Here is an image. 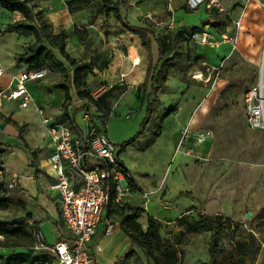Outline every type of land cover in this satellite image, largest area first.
Masks as SVG:
<instances>
[{"label": "rangeland", "instance_id": "obj_1", "mask_svg": "<svg viewBox=\"0 0 264 264\" xmlns=\"http://www.w3.org/2000/svg\"><path fill=\"white\" fill-rule=\"evenodd\" d=\"M67 1L36 0L35 5L37 11L45 12L53 31L64 30L69 34L67 50L70 54L79 61L91 60L95 72L86 78L88 86L82 89V96L77 93L78 88L73 83L71 71L70 75L64 72H49L44 79L35 83L32 91L36 89L43 92L42 86L37 84L48 80L53 83V88L56 83L66 82L72 98L71 114L73 116L77 113L76 120L83 127V112H91L93 120L99 114L101 116L106 113L110 118L107 125L102 120L100 122L105 133L107 129L110 138L115 142L120 157L126 162L134 178L139 183L143 180L155 182L153 187L160 185L153 196L158 207L165 213H176L191 205L195 210L188 213L190 220H197L199 212L211 215L220 213L230 217L232 223L223 232L219 243L218 264H234L237 261L255 264L259 250L253 252L248 249L252 243L249 232L254 231V238L259 245L262 235L256 230L261 231L264 228V134L250 129L246 124L243 98L245 92L254 86L261 76L264 78V44L261 50L251 47L250 42H245L241 47L238 41L234 49L233 44L222 42L224 33L237 34L239 29L235 27V23L233 32L231 26L219 30L207 26L205 20L208 18V10L205 3L192 7L189 0H128L126 8L121 6L122 14L132 24L147 29L154 46L152 60L147 51L142 54L141 62L136 66L140 67L139 72L144 73L143 70L150 62L153 66L157 63L156 36L185 34L184 38L177 41L176 46L183 54L181 59L190 65L171 70L167 85L159 92L158 97H155L150 95V91H144L141 85L143 79L139 73L127 74L128 70L121 69L122 63H130V53L126 52L121 56L118 48H113L108 37L115 33L116 37L122 38V35L127 36L128 33L118 31V22L111 17L113 14L103 15V18L107 17L105 21L101 19L103 0H95L83 11L88 17L90 13L91 17L96 18L93 26H90V19L83 23L75 20L78 17L68 12ZM220 2L224 8L221 13L228 12L234 20L240 19L242 22L249 3L250 6L256 3L260 15L264 16V0ZM50 4L53 6L49 7ZM51 7L56 12L54 22H51L48 15ZM194 8L198 9L192 12ZM12 15V12L0 7V55L8 62L12 61L13 52H21L25 45L36 40L34 35H29L32 37L27 39L28 35L4 31L14 18ZM208 27L213 31L215 39L220 41L218 46L215 43L203 44L193 37L196 32L194 29L209 32ZM187 50L195 51L202 57L188 59ZM132 53V59L138 58L134 51ZM139 54L141 55L140 52ZM11 71L16 72L15 67H12ZM197 74L201 77L198 78ZM5 81L6 78L0 79V83ZM116 85L125 89L116 92L114 97L109 99L108 110L99 111L87 94L91 95L100 89L105 92ZM52 97L56 98V92ZM153 102L154 112L150 116L147 107ZM61 105L59 114L66 119L63 116L65 107ZM85 105L89 106V110ZM32 110L21 113V117H27L31 121L30 124L24 120L12 121L8 123V127L14 130L15 135L18 134L22 141L26 138L29 140L24 144L29 148L28 160L33 167L39 169L40 157L45 154L39 149L33 151L31 148L49 147L45 136L42 135L44 127L40 128L41 119ZM159 130L160 136L156 135ZM136 135L137 140L122 150V143ZM34 141L38 143L35 145ZM18 151L14 157L7 155L5 163L23 166L19 164L22 151ZM3 164L1 161L0 169L5 171L3 178L6 184H10L12 173L7 172V169L2 167ZM27 183L32 184L31 181ZM9 191L15 201L8 209H0V227L9 228L16 223H23L29 231L30 222L37 212L43 209L41 201L21 194L17 188H9ZM248 213L252 214L250 218H247ZM182 214L185 215V212ZM163 220L175 221H161V235L165 240L172 241L177 234L184 231V228L178 225V219H173L171 215ZM42 225L43 232L50 239L54 238L56 231L53 224L45 221ZM4 240V237L0 236V243L5 242ZM14 240L11 238L7 243ZM210 240L211 233L187 235L185 243L179 246L180 264H208ZM129 249V246L124 248L123 255L127 254ZM98 256V264H108L107 250ZM126 264L155 262L147 260L146 254L135 247L134 255Z\"/></svg>", "mask_w": 264, "mask_h": 264}, {"label": "trees", "instance_id": "obj_2", "mask_svg": "<svg viewBox=\"0 0 264 264\" xmlns=\"http://www.w3.org/2000/svg\"><path fill=\"white\" fill-rule=\"evenodd\" d=\"M36 0H0V7L12 12L20 13L22 19L9 23L4 31L17 32L22 35H34L35 42L28 45L25 52L16 56V60L19 63L26 64L29 69L47 68L49 72H64L70 75V71L73 73V83L78 88L77 93L83 95L82 89L87 88L86 78L90 74H94V64L92 61H79L73 57L67 50V39L69 34L67 32L60 31L55 33L51 29V24L44 11H37ZM95 0H68L66 2L68 12L70 14L77 13L86 9ZM128 0H118L112 2L110 0H103V15L113 14L114 18L118 21V31L128 32L138 36L143 46L148 50L150 59H153L152 41L150 38V32L142 27L132 24L123 14L121 6L126 8ZM196 9V8H194ZM232 22L231 17L225 13L220 15L218 10H211L206 25H209L214 30L225 29ZM196 29H194V32ZM185 34H168L167 36H156V42L159 46V54L157 63L155 66L151 64L148 69L147 77L143 83L144 91H150V95L158 97L159 92L167 85L168 78L171 70H176L179 66H187L188 62L181 59L182 52L177 49L176 43L179 39L184 38ZM200 59L202 56L195 51L187 50V58ZM68 64V66H67ZM66 81V79H65ZM57 88H60L65 92L66 100L64 102L65 111L68 115L67 108L71 105L70 89L66 82L56 84ZM125 88L118 85L112 86L105 91L98 99L93 98L87 94L91 101L96 105L99 111L105 112L109 108V99L114 97L116 92H121ZM1 91V89H0ZM155 101V100H154ZM147 107V111L151 116L154 112V102ZM89 110V106L85 105ZM174 111V110H173ZM169 114L167 113L166 116ZM1 118L3 117L0 114ZM165 116V117H166ZM104 123L107 125L110 120L109 116L104 113L100 116ZM99 117V118H100ZM164 117V118H165ZM5 121L12 123L10 118ZM161 129V128H160ZM156 135H161L159 130ZM138 135L128 139L122 143V150H125L127 146L133 144L137 140ZM8 144L0 140V158L4 155L5 148ZM1 170V169H0ZM17 191L21 194L26 192L17 188ZM15 201V198L6 184L0 181V209H8ZM111 208H117L122 212L130 211V216L125 220V232L132 240V246L138 247L146 254L147 260H154L155 264H180L181 259L178 257L180 253L179 246L185 243L186 236L189 234L199 235L203 233H211V240L209 243L210 261L208 264H218L219 243L222 238L223 232L232 223L230 217L217 214L209 215L199 213L197 220H190L185 214L178 218L177 223L180 227L184 228V231L175 236L174 240H165L161 235L163 223L155 217L148 215V228L143 230L142 226L138 222L139 218L145 212L144 208L132 207L129 204L119 205L113 203ZM238 223V222H237ZM238 225V224H237ZM35 227L27 230L26 224L16 223L9 228L0 227V236L4 237V241L0 243V246H11L18 248H26L25 252H14L10 255L0 254V264H46L49 262L45 257L36 256L37 251L33 248L34 244V229ZM252 243L248 249L256 252L260 249V244L256 243L254 238V232H250ZM15 239L11 243H7L10 239ZM135 250L131 249L120 262L117 264H126L128 260L134 255ZM234 264H244L242 261H237Z\"/></svg>", "mask_w": 264, "mask_h": 264}, {"label": "built area", "instance_id": "obj_3", "mask_svg": "<svg viewBox=\"0 0 264 264\" xmlns=\"http://www.w3.org/2000/svg\"><path fill=\"white\" fill-rule=\"evenodd\" d=\"M192 7L205 3L209 10L223 12L220 0H189ZM240 29L241 20L235 21ZM209 28V27H208ZM193 37L203 44L218 46L213 35L206 30H196ZM222 42L233 44L236 48L238 33L222 35ZM139 62L133 61L136 65ZM5 71L0 64V78ZM49 74L47 68L26 69L12 77L11 86L0 91V109L5 100L19 102L21 108L34 102L29 84L44 79ZM103 90L92 92L91 96L98 99ZM246 121L254 130L264 132V78L250 87L244 94ZM46 125L52 151L49 162L57 176V182L51 190L57 194L60 214L65 227L72 233L67 240L48 244L42 230L34 234V248L48 251L55 258L53 264H97L95 253L91 251L93 239L99 226L104 223L107 232H112L114 223L106 216L111 204H123L125 197L132 193V176L118 160L116 144L98 127L92 113L83 112L85 126L68 125L56 121L53 117H45L44 109L37 108ZM4 172L0 171V181L6 184ZM19 178L17 172L11 174L8 189L16 188ZM143 198L148 203V194ZM102 251L100 246L96 247Z\"/></svg>", "mask_w": 264, "mask_h": 264}, {"label": "crops", "instance_id": "obj_4", "mask_svg": "<svg viewBox=\"0 0 264 264\" xmlns=\"http://www.w3.org/2000/svg\"><path fill=\"white\" fill-rule=\"evenodd\" d=\"M220 3H221V5H223L222 2H220ZM262 5L264 7V2L262 3ZM50 6H53V4H50L49 7ZM52 8L53 7H51V9H49L48 15L51 19V22H54L56 12ZM66 8H67V5H66ZM197 9L198 8L193 9L192 12H195ZM206 9L208 10V14H206V16L209 17L211 10H209L207 7H206ZM83 11H85V9L82 11H79L77 13H74L78 17L77 19L75 18V20L81 21L83 23V22H86L87 20L89 21V19H90V26H93L95 21H96V18L94 16L91 17L90 13H89V17H88L87 14L86 15L83 14ZM236 12L237 11H234V13H236ZM224 14L225 13H223V14L221 13V16ZM227 14H228V12H227ZM228 15L231 17L230 14H228ZM100 16H101V19H103V21H105L107 19V17H106L107 15L105 16V18H103V14L101 13ZM12 17H14V18L12 19L11 23L18 21V20H21L23 18L22 15L20 13H17V12L13 13ZM111 17H114V16L111 15ZM109 18H110V16H109ZM231 19H232V22L229 26H231V28H232L231 32H233L234 23L237 20H234V18H232V17H231ZM207 20H208V18L205 21H207ZM118 26H119V23H118ZM207 26H209V25H207ZM54 32L59 33L56 31H54ZM209 33L211 35L214 34L213 31L210 30V28H209ZM15 34H17V33H15ZM224 34L233 35L234 33H224ZM31 37L32 36L28 35L27 39H31ZM121 37L122 38L116 37L115 33H113V35H109V37H108L109 41L113 44V48H115V50H117L116 48H118V51L121 54V56H123L122 54H124L126 52H128V54L130 53L128 55V57H129L130 63H132V64H130L129 62H126L127 64L122 63L123 66L121 69L122 70H128L127 74L128 73H130V74L134 73L136 75L137 73H139L140 77L143 79L141 81L142 82L141 85H143V83L145 82L146 77H147L148 69L151 66V62L145 70L142 69L144 73L139 72L140 67L136 68V66H138L140 64L141 56L144 53V51L148 52V50L143 46L141 39L134 34L128 33L127 36L122 35ZM238 41H240L241 47H243L245 45V42H250V44H251L250 46L253 47L254 49L258 48V49L262 50V48H263V44H264V16L260 15L259 6L256 3L252 6H250V3L248 4V11H247L246 17H243V20L241 22V27H240L239 32H238L237 43H238ZM32 43H34V42H31L30 44H32ZM30 44L25 45V48L21 52H13V54H12L13 59L11 62H8L5 58L1 57V55H0V64L5 71L4 75L0 79L6 78V81L4 83H0V89H4V88L11 86L12 77L19 74L20 72L28 69V66L26 64L17 62L16 56L20 53L25 52L26 47ZM153 48H154V46L152 43V49ZM133 51H134L135 55L138 56L139 59L138 58L132 59V56H133L132 52ZM139 52L141 53V55L139 54ZM158 54H159V46H158ZM259 54L261 55V51ZM153 55H154V50H153ZM262 55H264V53H262ZM148 56H149V54H148ZM126 57H127V55H126ZM89 61H91V60H89ZM133 61H135L136 63L137 62H139V63L134 65ZM12 67H15L16 72L11 71ZM123 74L125 75L126 73H123ZM132 76H134V75H132ZM37 82H40V81H37ZM35 83L36 82H32L29 84V90L33 96L34 102L31 103L28 107L21 108L19 105V102L5 100L2 108L0 109V114L3 116L2 118L0 116V132L2 133V138H0V140L4 143L8 144V147L5 148L4 155L0 158V160L2 161V163H4L2 165V167L6 168L7 172H10V174L13 172H17L19 174V178L16 181V188L23 189L26 192L25 193L26 195H29L30 197H33L36 200L39 199V201H41V205H42L43 209L41 210V212H39V213L37 212L35 218L30 222V224L32 227H35V228H33L34 234H35V232H37L39 230L44 231L41 227V226H43L42 223H44L45 221H50L55 228L56 234H55L54 238H52V239H50L47 236V234H45V232H44V234H45V237H46L48 244L52 245L55 242H59V241H63V240H67L68 238H71L72 233L64 225L63 219H62L61 214H60L59 204L57 201V194H55V192H53L51 190V186L57 182V176L53 172V169H52L50 162H49V157H50V153L52 151V146L50 143L47 127L43 123V117L37 112V108L38 107L43 108L44 112H45V117L51 116L58 122L68 124L71 126L76 124L80 128H83V125H81L77 122V120H76L77 113H75L72 116V114H71L72 104L69 105V107L67 108L68 115H66L64 113L65 110L63 111V116H65L66 119H63V117L59 114V113H61L60 112V108L62 106L61 104H64V102L66 100V95H65V92L63 90L56 87V84H58V83L55 84V88H53V86L51 85L53 83L50 82L49 80L45 81L44 83L41 82L42 84L38 83L37 86H42L43 92H38L36 89H34L32 91V87H35V85H36ZM55 92H56V98L57 99L52 97V94H54ZM71 100H72V98H71ZM243 101H244V98H243ZM30 109H33L34 111L33 110L32 111L36 112L39 115V117L41 119L40 128L44 127L43 128L44 133H42V135L45 136V142L47 143V146L49 147V148H31L32 150L33 149L34 150L39 149V150H41V152H43V154H45V155L40 157V167H39V169L41 170L40 173L38 172L39 169H36L35 167H33L32 163L29 162V160H28L27 151L29 148H26L24 146V144L26 145V143L29 142V140L26 138V140H24L25 141L24 142L21 139H19V135L18 134L15 135V132H13L14 130H11V128L8 127V125H9L8 122L5 121L7 118H10L12 121H15V122H18L20 120H24L25 122H27V124H30L31 121L27 117H21L22 112H25V111L30 110ZM244 109H245V103H244ZM99 117H100V114H99V116H97V118L94 119L95 120L94 122L98 127H100L101 129L103 128V131H104V127L101 124L100 120H102V122H104V121H103V119H101V117L100 118ZM245 120H246V109H245ZM246 124H247V121H246ZM41 125H42V127H41ZM252 130H254V129H252ZM254 131L261 132L262 134H264V132L260 131V130H254ZM104 133H105V131H104ZM105 134L109 137V139H111L108 132H107V129H106ZM36 143H38V142L34 141L35 145H36ZM40 143H41V140H40L39 144ZM18 150L22 151L20 153V157H21L20 161L21 162H19V164H22L23 166H20V165L12 166L10 163L9 164L5 163L6 158H7L6 156L8 155L9 157H14V156H16L17 152H19ZM46 152H48V154ZM118 160L130 172V174L132 176V183H131L132 193L129 196L125 197V199H124L125 202L123 204H129L132 207H137V208L141 207V208H144V210H146V212H144L138 220V222L142 226L143 230H146L148 228V219H147L148 215H151L160 221H164L166 223H172L175 221L167 222L166 220H163V218L166 219V216L171 215V217H173V219L177 220L178 218H180L181 216L184 215V214H182L183 212H185V214H188L189 212L195 210L194 207H190L191 205H188V206H185L186 208H183L180 211H177L176 213H173L171 211H168L165 213V211L161 210L158 207L157 200H156V198L153 197L154 194H156L157 191L159 190L160 185L157 187H153L155 185V182H149L147 180H143V181H141V183H139L134 178L131 170L126 165V162L120 157L119 150H118ZM1 161H0V163H1ZM0 171L5 172L2 169ZM28 181H31L32 184L29 185V183H27ZM22 182H25V184H22ZM147 188H150V189H147ZM144 193L148 194V199H149L148 203H146L145 199L143 198ZM123 204H119V205H123ZM137 205H139V206H137ZM112 206L113 205L111 204L110 208L107 210V212L105 214V216L111 222H113L115 224L114 228L112 229V232L108 233L106 224L102 223L99 226L98 232L93 239L91 251L95 253V258H96L97 264L99 263L98 258H97V257H99L98 255H100L101 253H104L105 250L108 251V258H107L108 264H117L118 262H120L122 260V258L126 255V254L123 255L124 248H128V246H129L130 247L129 251L131 249L135 250V247L132 246L131 238L125 232V227H126L125 220H126V217L130 216L131 212L126 211L124 213L121 210H118L117 208L116 209L111 208ZM152 206H153V208H152ZM199 213L209 214V213H205V212H199ZM217 214H220V213H217ZM209 215H211V214H209ZM256 231H257V233L262 235V239L260 240V249H259V253H258V259H257L255 264H264V228L261 231H259V230H256ZM34 245L35 244H33V248H34ZM97 246H100L102 248L101 252H98L96 250ZM0 251H1L0 254L10 255L14 252H25V251H27V249L26 248L11 247V246H0ZM36 251H37L36 256L45 257L47 260H49V262L46 264L55 263L56 260L51 255L50 252L41 251V250H36Z\"/></svg>", "mask_w": 264, "mask_h": 264}, {"label": "water", "instance_id": "obj_5", "mask_svg": "<svg viewBox=\"0 0 264 264\" xmlns=\"http://www.w3.org/2000/svg\"><path fill=\"white\" fill-rule=\"evenodd\" d=\"M263 63H264V60H263ZM251 216H252L251 213H248V214H247V218H250Z\"/></svg>", "mask_w": 264, "mask_h": 264}, {"label": "bare ground", "instance_id": "obj_6", "mask_svg": "<svg viewBox=\"0 0 264 264\" xmlns=\"http://www.w3.org/2000/svg\"><path fill=\"white\" fill-rule=\"evenodd\" d=\"M197 75H198V74H197ZM197 77H198V78H200V77H201V75H198Z\"/></svg>", "mask_w": 264, "mask_h": 264}]
</instances>
